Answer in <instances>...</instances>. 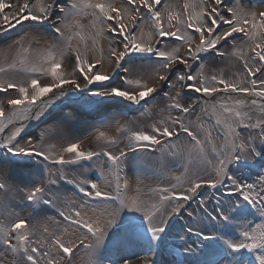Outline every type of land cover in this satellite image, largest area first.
<instances>
[{
	"label": "snow or ice",
	"instance_id": "obj_1",
	"mask_svg": "<svg viewBox=\"0 0 264 264\" xmlns=\"http://www.w3.org/2000/svg\"><path fill=\"white\" fill-rule=\"evenodd\" d=\"M124 2L132 9L131 12L129 8L117 7L102 0L95 3L92 0H72L67 7L59 0H23L19 4L15 0H0V36L26 22H34L33 27L39 28L46 21L55 18L59 26H53L52 32L58 41H68L59 50V57L51 49L48 50L45 57L46 67L41 65L25 68L26 72L32 74L25 83L0 81V95L4 97L0 99V133L4 132L8 124L15 125L19 121L18 126L0 140V200L4 201L0 204V212H6L13 217L7 224L0 220V264H73L74 253L81 246L88 254V264H137L123 255L124 249L130 244H142L149 253L162 250L171 254L174 251L176 256L181 257L174 264H252L242 250L259 252L255 259L259 264H264V221L255 224V227L249 226L252 223L250 220L247 224L240 225V240L225 238L233 230L234 222L251 215L253 209L258 210L261 217H264V175L259 176L257 183H247L230 171V165L240 162H245V168L252 167L253 165L246 163L250 160H255L264 167V118L254 119L251 110L244 111L246 106L250 109L251 106H256L264 115V78H261L264 77V11L258 14L246 11L240 0H194L184 4L183 19L179 12H168L166 25L161 9L167 11L168 5L162 3V0ZM85 8L92 11L87 12ZM141 9L145 11L142 13ZM79 15L92 17L89 26L95 30L96 36L105 31L112 34L108 54L117 69L121 68V62L135 64L137 59H149L152 56L161 61L155 69L156 83L127 79L124 81L125 87L113 86V74L102 70L103 49L99 50V58L89 61L79 48H72V38L81 36L86 27L76 18ZM145 16L153 27V32L147 34L142 24L136 23L137 20L144 21ZM173 21H176V25H173ZM222 25L227 28L220 30ZM65 28H75L77 31L72 37H66L62 30ZM153 33L158 37L155 41ZM237 33L243 34L251 42L247 44L248 52L241 48L233 51V55L243 61L246 80L241 78L240 73L234 74L235 78L232 79L225 78L223 74L207 76L203 63L199 65L200 71L196 75L188 72L179 74L180 69L177 66L190 68L189 61L199 60L200 53L217 50V55L224 56L225 53L220 52L218 46ZM169 38L183 41L187 49L186 55H177L179 49L163 50L164 41ZM42 40L41 34L26 32L9 44L4 51L15 49L17 58L6 67L0 66V73L23 66L26 57L22 54L29 53L33 44L40 45ZM55 48L56 45H52V49ZM69 49L73 53L72 67L71 70H62ZM122 71L128 73L130 70L123 68ZM161 71L165 74H160ZM170 72L176 76L177 82H182V88L203 93L208 97L216 93H239L260 99H233L228 95L226 99L232 101L231 105L223 102L224 98L218 105H213V112H216L217 107L220 109L215 125L220 126L222 135L217 137L213 136V129L206 127L204 122L198 123L194 129L184 122L182 116L170 114L152 123L150 131L122 126L120 130L126 134L128 144L127 151L120 150L118 154L107 150L86 149L83 147V140L78 138L68 140L66 129L71 128L73 115L63 113L57 118L50 111L60 108L61 105L91 107L106 102L97 98H107L113 104H123L120 108L121 116L128 115L129 111L140 112L145 109V104L152 103L156 98L154 94L165 83L169 88L175 87L169 78ZM109 81L113 83H106ZM93 85L99 87L93 90L90 87ZM179 97V91L169 96L171 103L167 107L179 110L182 114L192 113L198 101L185 106ZM7 106H10L11 112L5 122ZM202 112L207 113L208 108L203 107ZM142 114L151 115V110L145 109ZM30 121L45 125H49L50 121L55 123L46 126L38 136H30L25 134L28 127L25 122ZM96 132L97 140L106 144L118 143L116 138L108 136L105 131L97 128ZM181 132L194 142L187 145V160L181 164L184 168L183 182L179 176L172 177L177 183L170 187L151 189L158 196L156 201L151 197L145 198L147 194L140 187L134 189V194L128 195V181L125 178L121 182L120 179L125 161L136 163L143 160L144 157L137 155L138 153L158 154L148 158L156 159L161 164L169 157L179 160L185 153L183 146L175 143L173 138L178 141ZM53 137L67 140L66 146L54 150L55 144L46 143ZM129 153L132 154L131 157ZM102 156L107 158L110 169L115 170L116 195L102 192L94 181H81L76 184L78 191L89 198L103 201V209L95 219H84L82 212L76 208L71 210L72 215L63 211L59 215L85 232L68 241L55 235L51 236L50 243L48 238L34 239L38 231L34 223L36 216L46 210L42 206L55 207L56 204L57 194L51 186L57 184V179H53V176L71 183L63 174V166L94 162V158ZM45 161L62 167L55 172L47 165L46 171L38 168V164ZM193 161H206L211 165V171L206 176L199 171L189 176V166ZM17 179L23 183V187L12 183ZM228 182L232 185L227 193L229 198L217 199L213 212L205 209L203 227L183 226L181 231L184 236L181 241L184 247L182 250H173L170 216H179L188 202L201 195L200 189L207 187L219 190L226 187ZM84 184L91 190L86 189ZM178 187L183 188L179 193L175 191ZM16 192L23 194L19 201L9 195ZM236 194L240 198L232 200L230 197ZM200 203L203 204L204 200L201 199ZM26 207L34 210L28 217H21L15 211V208L24 211ZM168 208L170 211H166ZM188 215L191 216L192 213ZM205 228L211 234L206 233ZM43 233H48L47 227H43ZM193 235L198 239L189 243ZM193 244L197 247L194 248ZM197 248L200 250L198 258L190 259L197 252ZM104 252L111 256L102 258ZM143 264H156V261L151 256H146Z\"/></svg>",
	"mask_w": 264,
	"mask_h": 264
},
{
	"label": "bare ground",
	"instance_id": "obj_2",
	"mask_svg": "<svg viewBox=\"0 0 264 264\" xmlns=\"http://www.w3.org/2000/svg\"><path fill=\"white\" fill-rule=\"evenodd\" d=\"M12 0H6V2H10ZM19 3H22V0H18ZM117 7L126 8V5L121 2V0L115 2ZM67 5H70V3H67ZM264 4H260L257 6H254L252 8H255L256 13L258 14L260 12V8L263 7ZM92 9H88L87 12H91ZM84 17H86L84 19ZM80 20V23L86 24L90 22V15H79L76 17ZM55 22V26H59L58 22L56 20L51 22H46L44 26L36 28L33 27L34 22H26L23 26H17V28L10 30L9 32L5 33L4 35L0 36V42L4 44V46H1L0 44V66H7L8 63H11L14 59L17 58V54L15 52V49L4 51L7 49V46L9 44H12L16 39H18L21 35L24 33H33V34H41L43 36V40L40 45L33 44L32 50L29 53L22 54L26 57V62L23 66H18L16 69L9 70L5 73H0V81H11V82H17V83H25L29 76L32 75L31 73L26 72L24 69L28 68L30 66H47L45 63V57L47 55V52L49 49H51L57 57H59V50L63 48L67 43V39L64 41H58L55 34L52 31H49V27H51V23ZM149 30L150 32H153L149 26L146 28V30ZM65 32L66 37H72V34L74 32L73 29H62ZM145 30V31H146ZM147 30V31H148ZM112 37V34L109 32L105 35H102L101 40L98 44H95L94 46H91L90 41L83 42V39L78 38L75 40L72 38L71 44L74 45L73 47L79 48L82 53L86 54L89 61H94L100 56V49L104 50L103 53V71H110L109 64L112 62L109 60V58H106V47L109 46L110 39L108 38ZM156 38L154 33V41ZM228 40H230L228 38ZM52 45H56L55 49H52ZM95 47V49H94ZM69 55V54H67ZM181 55H184V49L182 48ZM7 57V59H5ZM154 57V56H152ZM66 61L63 63L62 70L68 69L71 70L73 59L65 57ZM106 60V61H105ZM210 62V61H209ZM156 66L153 67V71L151 72H145L141 73V75L137 78L141 80V82H149L155 84L157 81V77L155 74V68L160 62H155ZM158 63V64H157ZM71 65V66H70ZM129 68L132 66L131 63L121 62V68L120 71H122L123 67ZM235 70H237L241 74V78H244V74L241 72V69H237L234 66ZM226 76H229V71L225 69ZM115 71V72H114ZM120 71L117 73V68L114 67L112 74L113 75V86H120L122 84V81L124 82L127 79H131V73L130 71L128 73H120ZM8 72H11L10 75H6ZM120 74L125 75L124 78L120 76ZM160 74H163V71H161ZM135 80V78H132ZM247 79V77L245 78ZM113 81H109L108 83H113ZM189 83V82H188ZM117 84V85H116ZM123 87L126 85L123 83ZM183 88H180L182 90ZM186 90H190L189 93L192 98L195 97L196 100H209L211 97L205 96L203 93H196L195 91L185 88ZM13 94L14 91H13ZM219 94V93H218ZM222 94V93H220ZM227 94V93H223ZM196 95V96H195ZM243 95V94H240ZM215 96V95H213ZM246 97L245 95H243ZM4 97L0 95V99H3ZM249 98V97H247ZM253 98V97H251ZM250 98V99H251ZM169 99V98H168ZM104 100H107L104 99ZM169 101V100H168ZM110 101H106L105 103H108ZM59 104V102H57ZM120 105H116L113 103H108V105L100 110H97L95 112H92L91 114L87 115L86 110L84 108L78 107V106H64L61 105L60 108L53 110H50L52 112V115L59 118L63 115V113H71L73 115V123L70 129H66L67 139H81L83 140V147L89 150L95 151L96 148L104 147L103 149H107L112 152L111 150H117L118 153L120 150L127 151L126 145L128 144V140L126 138L125 133H121L120 129L122 124H125V116L120 115ZM200 108V106H199ZM6 113H10V106L7 107ZM196 110V107H195ZM198 111H201L198 109ZM142 112V111H141ZM166 112V111H164ZM171 109H169V113L162 114V119L166 118L165 116L171 115ZM173 114V113H172ZM174 115V114H173ZM117 120H119V124H117ZM19 122V121H17ZM36 122V121H35ZM33 122V124L30 126V131L28 128V132L25 131V134L30 136H38L39 133L46 127L49 126L51 123H55V121H50L49 125L41 124L40 122L37 124ZM99 128L101 131H105L108 136L114 137L117 139V144H106L102 140H97L96 135L98 134L96 132V129ZM12 130V126L6 127V134H9ZM179 131V129H177ZM246 134V133H245ZM24 135V134H23ZM3 135L1 136V138ZM5 136L2 138L4 139ZM183 141V138L181 139ZM102 142V143H101ZM46 143L49 144H55L56 149L58 150L62 146H66L67 140H64L59 137H53L49 138ZM101 143V144H100ZM113 153V152H112ZM139 155V154H138ZM154 156V155H153ZM196 164V162L191 163V167ZM45 165L48 167H51V169L55 172L57 169L61 168L60 165H52L50 162H42L38 164V168L46 171ZM254 167H261V165L254 164ZM232 172L235 170L236 166H232ZM122 171L120 172V179L121 182L126 178L129 184L130 191L128 192V195L134 194V189L136 187H140L142 189V192L144 194L149 195L148 193H145L144 191L148 188V183L146 181L142 180V174L139 171L138 167L134 163H129V161H125V163L122 165ZM101 172H103V176H101ZM263 167H261V175H264L263 173ZM63 174L67 178L68 181H71V183H66L65 180L59 179L58 176H53V179H57V184L52 185L53 191L57 194L56 204L55 207H51L50 210L47 209L46 205L42 206V210L40 215L36 216V220L34 223L36 224L37 228V236L33 237L36 238H48L49 243L51 242V236H62V238L65 241H68L70 239H76L77 237L81 236L85 230L82 228H79L77 225H73L70 223V221L64 220L60 215L59 212L63 211L68 215H72L71 210L73 208H76L82 212V216L84 219H95L96 216L99 214V212L104 207V202L95 198H89L85 196L83 193H80L78 189L76 188V184H79L81 181H94L96 182L102 192H107L112 195H116V176H115V170L110 169V165L107 161L106 157H100V158H94V162H82V165H70V166H63ZM238 178V175H236ZM239 179V178H238ZM250 180V178H248ZM248 179L242 178L240 179L242 182H249ZM12 183L19 185L15 183V181H12ZM20 187H23L24 185H19ZM86 189L91 190L88 188L87 184L83 185ZM147 187V188H146ZM146 188V189H145ZM179 190V188L177 189ZM153 194V193H152ZM10 195L14 196L16 201H19L22 197V193L16 192V193H10ZM239 195V194H238ZM145 198H148V196H145ZM11 203V202H9ZM81 205H84L83 208H81ZM14 207V204L12 205ZM99 206V207H98ZM27 207L24 211H21L19 208H15V211L20 214L21 217H28L29 213L33 212H26ZM185 209H181V212L179 216L172 214L169 218V223L172 226V236H173V244L172 248L173 250L176 249H183L180 243L181 237L176 236L174 230H177L175 227L180 226L181 229L183 226H187L186 219L188 217V214L190 212H185ZM213 212V209H212ZM2 215L7 218L8 221H10L13 217L9 216L6 212H2ZM1 215V216H2ZM3 218V217H1ZM75 218V217H73ZM241 219L237 220L236 224H240ZM7 224V223H6ZM43 227L48 228V233H43ZM202 227V226H201ZM180 229V231H181ZM242 228L239 226V228L236 227V225L233 227V230L229 232L225 238H232L233 240H240V231ZM205 232L208 233V229L205 228ZM182 237L184 236L183 231L180 232ZM211 234V233H208ZM198 238L194 235L191 237L189 243L193 240H197ZM194 248L197 247L196 244L192 245ZM200 254L199 248H197V252L195 254H192L190 259H196L198 258ZM53 255H55V252H53ZM123 255L131 258L133 261H136L137 264H143V258L146 256H151L155 261L156 264H174L175 261H178L181 259V257H178L175 255V252L172 251L171 254L168 252L157 250V252L149 253L142 244H130L126 246V248L123 251ZM111 254L108 252H104L102 258L110 257ZM73 264H88V254L83 249V246H81V249L74 253L73 256ZM252 264H254L252 262Z\"/></svg>",
	"mask_w": 264,
	"mask_h": 264
},
{
	"label": "rangeland",
	"instance_id": "obj_3",
	"mask_svg": "<svg viewBox=\"0 0 264 264\" xmlns=\"http://www.w3.org/2000/svg\"><path fill=\"white\" fill-rule=\"evenodd\" d=\"M117 1H119V0H102V2L113 3V4H115V2H117ZM247 1H252V0H247ZM253 1L255 2L256 0H253ZM10 2H12V1H10ZM15 2L17 4H19L18 0H15ZM22 2H23V0H22ZM59 2L61 4H63L65 7H67L68 5H66L65 2L71 3L72 0H59ZM92 2L95 3V2H98V0H92ZM121 2H123V4L126 5V8H129L130 12L132 11V9L124 2V0H121ZM192 2H194V0H162V3L168 5L167 11L165 9H163V8L161 9V11L164 13L165 24L167 25L168 12H179V13H181V18L183 19L184 18V8H183L184 4L185 3H192ZM240 2H241V0H240ZM242 5H243V7H244V9L246 11L256 12L255 8H252V5H248V4H242ZM84 10L87 11L88 8H85ZM196 10L197 11L199 10L198 4H197V9ZM144 11H145L144 9H141L142 13ZM189 11H191V9H189ZM260 11H264V5H263V7L260 8ZM85 18L86 17H84V19ZM90 18H92V17L90 16ZM54 20H55V18L52 19V21H54ZM91 20L92 19H90V21ZM126 20H127V18H126ZM46 22H49V21H46ZM50 22H51V20H50ZM136 23L137 24H142L145 34L150 32L148 29H147L148 31L146 30V28L148 26H149V28L152 27V24L149 25L151 22L148 21V17L147 16H145L144 21L137 20ZM172 23H173V25H176V21H173ZM81 24H83V23H81ZM83 25L86 26L83 29V31L81 32V36L83 37V42L85 43L86 41H90L91 46H94L95 44H98L100 42V40H101L102 35L106 36V34L108 33L107 31H105L102 35L96 36L95 30L89 26L90 22H88L86 24H83ZM180 27H181V30L183 32L184 31L183 26L181 25ZM225 28H227V26L226 25H222L220 30H223ZM220 30H218V31H220ZM76 31H77V29L74 28V32H76ZM153 35H154V33H153ZM72 36H73V34H72ZM81 36H75L73 38L75 40H77L78 38H81ZM197 36H198V34H197ZM156 38H158V37H156ZM108 39H110V43H109V46H110L112 44V39L113 38L111 37V38H108ZM198 42H199V40L197 38L196 43H198ZM248 43H251V42L248 41L246 37L241 36L239 39H236V41H234V42L230 41V44H225V46L223 45L224 47H222L220 49V52L225 53L224 56H229V59L227 61L225 60L226 62L224 61L225 62L224 64L223 63L215 64L212 61H210V62L207 61L208 65L206 67L204 66L205 74L207 76H211V75H218L219 76V75L223 74V76L225 78L232 79V78H235L234 74L239 73L237 70H235L234 66L237 69H239V67H240L241 72L244 74L243 61L239 57L233 55V51L236 48H241V49H243L244 52H248V48H247V44ZM1 46H4V44H2ZM73 46L74 45H72V48H75ZM109 46L106 47V52H105L106 56L105 57L109 58V60L112 61L109 64V66H110V71L109 72L112 73V71H113V69L115 67V63L109 57V54H108ZM182 48L184 49V55H186L187 49H186V45H184L183 41H176L174 39L169 38L168 40L164 41V44H163V50H169L170 51V50H173V49H179V51L177 52V55H181ZM94 49H95V47H94ZM68 54L69 55H67L65 57L69 58V56H71V57L73 56V53H72L71 49H69ZM250 54L251 53H249V55ZM65 61H66V59H64L63 63ZM189 63L191 65L190 68H192L193 65H194V62L192 60H190ZM155 66H156V63L154 62V60L153 61H138L135 64H132V66L130 67L131 76H132V78H135V80H136L141 75V73L153 71V67H155ZM122 67L126 68L124 65ZM177 67L180 69L179 74H184L186 69H190L189 67H185L183 65H178ZM224 68L229 71V76H226ZM119 71H120V69H117V73ZM199 71H200V68L196 71V73L194 75H196ZM114 72H113V75H114ZM10 74H11V72H8L6 75H10ZM163 74H165V73L163 72ZM171 74H172L171 72L168 73L169 78L175 84V87L174 88H168L167 84L165 83L161 88H159L158 93L154 94L156 96V98L154 100H152V103L145 104V109H150L151 110V115L142 114V113H144L145 109H141L140 112H137L138 113V115H137L138 119H137L136 125L133 127V130L150 131V125L152 123H154L155 121H157L159 119H162V114H167V112L169 113V108L167 107V105L169 103H171V101L168 99V97L169 96H173L175 94V92H177V91H179L180 94L182 95V96L179 97V100H180L181 103H184L185 106H188L189 104L193 103L194 101H198V100L195 99V97L194 98L191 97V95L189 94L191 92L190 90H186L185 88L180 90V88H182L181 84L177 85L178 83L176 81V78H174V75L172 76ZM120 76H122V74H120ZM124 76L125 75H123L122 78H124ZM245 78L246 77L244 76V79ZM261 78H264V77H261ZM106 83H108V82H106ZM123 83L124 82H122V84H120L122 87L124 86ZM90 87H92L93 90H96L99 87V85H93V86H90ZM186 91H188L189 93H187ZM165 95H167V96H165ZM214 95L215 96H211V98L208 100V104H206V107L208 106V108L210 110L209 113L211 115H216V116L219 115L220 109L217 107L216 112H213L212 106L213 105H218L219 102H222V98H224L223 102H226L229 105L232 104V101L226 99L228 95H231L233 97V99H250V98L244 97L243 95H240L239 93H230V94L229 93H227V94H223V93L222 94H220V93L218 94V93H216ZM253 98H255L257 100L260 99L259 97H253ZM97 99L104 100L106 98H97ZM149 99H151V98H149ZM105 101H107V100H105ZM199 101H198V103L196 105V110H194L190 114H187L185 116V118H184V115L181 112H179V110H176V109H171V112L174 114L173 115L171 113V115L172 116H182L184 118V122L186 124H188L190 127H193L194 129H195V127H196V125L198 123L204 122L206 127H211L213 129V136L214 137L221 136L222 135V131H221L220 128L215 129L211 123H207L209 121L208 118L210 116L208 114L206 116L205 112L198 111V109L200 110ZM108 103L110 104L112 102H108ZM123 103H127V102H123ZM70 106H78V107L84 108L86 110V114L87 115H89V113H92L93 111L99 110L98 108H101V109L104 108L102 104H95V105H92L91 107H85V106H81V105H70ZM122 106H123V104H121V107ZM7 107H5V113L7 111H9V110H7ZM249 110H251V114L253 115L254 119L255 118H264V115H262L258 111L256 106H251V109L246 106L245 109H244V111H249ZM164 111H166V112H164ZM10 112H11V110H10ZM6 116H7V114H6ZM7 117H5V122H6V118ZM165 117H167V116H165ZM197 117H199V120H197ZM130 119H132V115H131ZM31 122H35V121H30V122H25V123H27L28 126H29L31 124ZM209 122H211V121H209ZM18 124H19V122H16L15 125L14 124H8V126H12V130H13L15 126H18ZM122 126L124 127V124H122ZM9 134H6V128H5L4 132L0 133V140H3L2 138L4 136L6 138ZM2 135H3V137L1 138ZM182 138H183V141H181ZM174 142L179 144V145H181V146H183V151L185 153V155L182 158H180L179 160H177L176 158L169 157V158H166V162L164 164H161V162L156 160V159H149L148 158L150 155L153 156V155H158V154L138 153L139 156L144 157V159L134 163V164L137 165L138 169L140 168L139 171L142 174V180L144 178L146 183H148V185H147L148 188L146 187L147 189L145 188L146 190L144 192L148 193L149 195H146V196H148V198L151 197V199L153 201L158 200V196L155 193L152 194L151 189L157 188V187H170L171 184L177 183V181L175 179H172V177H177V176L181 177V182H183V180L185 179V177L182 176V173L184 172V168L181 166V164L186 162V160H187V155H186V153L188 151L187 145H189L191 143H194V142H192L189 137L187 138V135L184 134V133L180 136L178 141L174 140ZM105 147L106 146L100 147V148H96L95 151H102V150L109 151L108 148L107 149H103ZM111 151L113 152V154H118L117 150H111ZM131 156H132V154L129 153V157H131ZM209 158H211V156H209ZM194 162H196V164L193 166V168L191 166H189V173H188L189 176H191L192 173L195 172V171H199L201 175H205L206 176L207 173L211 171V165H208L206 163V161H194ZM244 163L245 162H240L238 164L230 165L231 174L234 175V176L238 175L239 179L244 178L243 177L244 173H242V171H239V168H244V166H243ZM246 163H248L250 165H253L252 167H249L251 169L254 167V164L260 165L255 160H250V161H247ZM240 165H242L243 167H240ZM232 166L233 167L236 166V168H235V170L233 172H232V169H233ZM246 173H249V172L246 171L245 174ZM262 173L264 174V167H263V172ZM258 180H259V177H255L253 180H251L248 183H257ZM14 181H15V183H17L19 185L23 184L19 179L14 180ZM184 186L186 187L187 185L185 184ZM178 188H179V190H177ZM178 188L175 189V191L178 192V193L183 190V188H180V187H178ZM231 188H232V185H231L230 182H228L226 187H221V188H219V190L211 189V188H207V187L200 189L199 192L201 193V195L197 196L192 201L188 202L185 205V207L183 208V209H185L184 210L185 212L192 213V215L191 216L188 215V217L186 219L187 225H191L193 227H201V226L203 227L204 224H205V209L208 212H212V209H214L213 202H212L211 198L214 199L215 201L217 199H227L229 197L228 196H223L221 194L220 190L222 189L223 192L228 193V191ZM9 195H10V193H9ZM201 199L204 200L203 204L200 203ZM237 199L238 198H236L235 200H237ZM2 203H4V201L0 200V204H2ZM31 211H32V208L31 207H27L26 212H31ZM166 211H170V208L166 209ZM1 215H2V212H0V220H3V222L5 224L8 223L9 221L7 220V218L5 216H3V215L1 216ZM1 217H3V218H1ZM249 220L252 222L251 225H249V226L250 227H255V224L261 223L262 221H264V217H261V215H260V213L258 211V212H255V214L253 216L248 215L247 217L242 218L240 224H236L237 221L234 222L232 227H234L236 225V227L239 228L240 225L247 224V222ZM175 228L178 229L177 233H176V230H174L176 236L182 237V235L180 234L181 227L176 225ZM240 238L242 239L241 236H240ZM181 246L184 247L183 243L181 244ZM0 250H2V246H0ZM242 251L244 252V251H247V250H242ZM258 254H259V252L252 253L251 257L255 261H258V260L255 259L256 255H258Z\"/></svg>",
	"mask_w": 264,
	"mask_h": 264
},
{
	"label": "flooded vegetation",
	"instance_id": "obj_4",
	"mask_svg": "<svg viewBox=\"0 0 264 264\" xmlns=\"http://www.w3.org/2000/svg\"><path fill=\"white\" fill-rule=\"evenodd\" d=\"M230 6H231V4H230ZM240 37H234L233 39H232V41L234 42V41H236V39H239ZM223 42V41H222ZM222 47H224L222 44H220L219 46H218V50L220 51V49L222 48ZM214 51H217V50H212V51H209V52H204V53H200V56H202L201 58H200V62L199 63H197V64H195L194 63V65H193V69H199V65L201 64V63H203V65L206 67L208 64H207V61H212V62H214L215 64H219V63H225L226 61L225 60H228L229 59V56H220V58H218V59H213L212 57H210V56H214ZM205 56H209V57H206L205 58ZM127 59L128 58H126V61H127ZM138 61H149V60H145V59H137L136 60V62H138ZM225 61V62H224ZM154 62H156V61H154ZM157 62H161V61H157ZM127 64H128V62H126ZM220 66V65H219ZM172 76H173V74H171ZM170 75V76H171ZM174 78H176V76L174 75ZM178 84L177 85H180L181 84V82H177ZM169 88V87H168ZM162 95V94H161ZM165 96H167V95H165ZM162 98V97H161ZM206 102V101H205ZM207 103V102H206ZM208 104V103H207ZM199 106H200V108L202 109V105L201 104H199ZM207 108H208V106H207ZM208 111H210L209 110V108H208ZM212 112V111H211ZM7 114V113H6ZM10 113H8L7 114V116L9 115ZM6 116V117H7ZM214 116H216V115H214ZM217 117V116H216ZM33 124V122H31V124L25 129V131H27L28 130V128H29V130L34 126H32L31 128H30V126ZM23 135V134H22Z\"/></svg>",
	"mask_w": 264,
	"mask_h": 264
}]
</instances>
